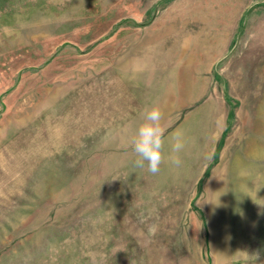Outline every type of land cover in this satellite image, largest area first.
<instances>
[{
  "label": "rangeland",
  "instance_id": "rangeland-1",
  "mask_svg": "<svg viewBox=\"0 0 264 264\" xmlns=\"http://www.w3.org/2000/svg\"><path fill=\"white\" fill-rule=\"evenodd\" d=\"M0 264H264V0H0Z\"/></svg>",
  "mask_w": 264,
  "mask_h": 264
},
{
  "label": "clouds",
  "instance_id": "clouds-1",
  "mask_svg": "<svg viewBox=\"0 0 264 264\" xmlns=\"http://www.w3.org/2000/svg\"><path fill=\"white\" fill-rule=\"evenodd\" d=\"M162 119L163 113L159 106L153 105L150 108H146L142 113V122L136 128L131 140V147L136 156L134 166L139 169L146 168L153 175L159 173L161 165L165 163L166 129L162 125ZM184 148L183 134L180 131L172 133L167 162L179 167L182 163L179 154ZM149 231L155 234L156 226L150 227Z\"/></svg>",
  "mask_w": 264,
  "mask_h": 264
}]
</instances>
